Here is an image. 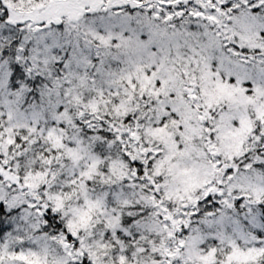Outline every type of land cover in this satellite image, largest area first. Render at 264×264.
I'll return each instance as SVG.
<instances>
[{"label":"snow or ice","instance_id":"1","mask_svg":"<svg viewBox=\"0 0 264 264\" xmlns=\"http://www.w3.org/2000/svg\"><path fill=\"white\" fill-rule=\"evenodd\" d=\"M0 264H264V0H0Z\"/></svg>","mask_w":264,"mask_h":264}]
</instances>
